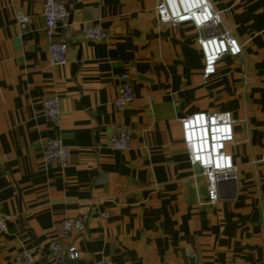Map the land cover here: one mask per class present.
<instances>
[{
  "label": "crops",
  "instance_id": "1",
  "mask_svg": "<svg viewBox=\"0 0 264 264\" xmlns=\"http://www.w3.org/2000/svg\"><path fill=\"white\" fill-rule=\"evenodd\" d=\"M159 1L68 0V20L52 38L67 43L68 62L50 66L43 0H0V264H25L24 250L33 264H264V0H208L242 49L208 79L198 31L160 23ZM93 25L105 40L81 37ZM124 74L134 99L118 111ZM53 96L56 124L42 115ZM216 112L235 121L226 150L236 180L210 205L179 120ZM116 125L131 130L126 151L108 145ZM55 137L68 149L63 168L42 160ZM82 214L86 231L61 239L59 223ZM51 240L73 245L79 258L52 261Z\"/></svg>",
  "mask_w": 264,
  "mask_h": 264
},
{
  "label": "built area",
  "instance_id": "2",
  "mask_svg": "<svg viewBox=\"0 0 264 264\" xmlns=\"http://www.w3.org/2000/svg\"><path fill=\"white\" fill-rule=\"evenodd\" d=\"M68 0H43L42 17L44 33L50 40L47 56L50 66H64L68 62L67 43L52 40L55 30L68 20ZM157 19L162 24L172 27L191 24L198 31L196 43L202 57V78L208 79L216 72L217 63L226 55L236 57L242 49L238 41L222 26L217 13L208 0H160L155 8ZM16 23L24 30L28 18L17 14ZM217 31L216 33H214ZM80 35L83 39L103 41L107 34L99 26H82ZM116 96L113 101L118 111L126 108L134 99V89L130 76H121ZM42 115L52 124L58 123L61 115L60 99L57 96L47 98L42 104ZM182 140L188 154L189 163L200 170L205 181L207 202L216 205L222 201L219 185L236 180V167L226 147L233 142L235 121L229 112L194 113L179 120ZM132 140L131 130L124 125H116L108 139L110 149L126 151ZM42 160L45 163L65 167L68 162L67 146L59 137L43 143ZM106 217L105 214L101 215ZM7 220L0 215V233L5 231ZM87 216L82 214L66 218L59 223V235L65 239L72 234L86 231ZM47 253L54 262H63L66 258L77 260L79 253L73 245H66L62 240H51L47 244ZM17 259L25 264H33L29 251H22ZM89 264H114L108 259H95Z\"/></svg>",
  "mask_w": 264,
  "mask_h": 264
},
{
  "label": "water",
  "instance_id": "3",
  "mask_svg": "<svg viewBox=\"0 0 264 264\" xmlns=\"http://www.w3.org/2000/svg\"><path fill=\"white\" fill-rule=\"evenodd\" d=\"M228 182H234V181H228ZM225 183H227V182H225ZM222 184H224V183H222ZM220 185H221V184H220ZM220 185H219V186H220ZM34 244H35V243H34Z\"/></svg>",
  "mask_w": 264,
  "mask_h": 264
}]
</instances>
